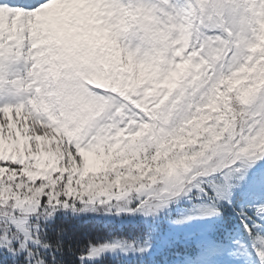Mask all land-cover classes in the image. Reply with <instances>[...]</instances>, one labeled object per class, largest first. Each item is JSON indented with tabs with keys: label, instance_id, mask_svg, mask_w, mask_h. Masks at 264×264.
Masks as SVG:
<instances>
[{
	"label": "snow or ice",
	"instance_id": "1",
	"mask_svg": "<svg viewBox=\"0 0 264 264\" xmlns=\"http://www.w3.org/2000/svg\"><path fill=\"white\" fill-rule=\"evenodd\" d=\"M0 264H264V0H0Z\"/></svg>",
	"mask_w": 264,
	"mask_h": 264
}]
</instances>
